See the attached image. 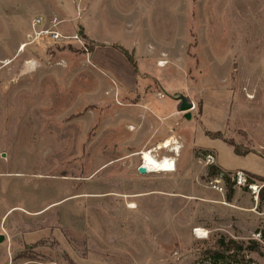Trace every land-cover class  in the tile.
<instances>
[{
    "label": "rangeland",
    "instance_id": "374dc122",
    "mask_svg": "<svg viewBox=\"0 0 264 264\" xmlns=\"http://www.w3.org/2000/svg\"><path fill=\"white\" fill-rule=\"evenodd\" d=\"M263 155L264 0H0V264H264Z\"/></svg>",
    "mask_w": 264,
    "mask_h": 264
},
{
    "label": "trees",
    "instance_id": "16d2710c",
    "mask_svg": "<svg viewBox=\"0 0 264 264\" xmlns=\"http://www.w3.org/2000/svg\"><path fill=\"white\" fill-rule=\"evenodd\" d=\"M120 50L124 54V56L126 57L127 61L134 68H136V64L132 60L130 53H128V51L126 49H123V48H120ZM212 137L221 138L218 133L213 134ZM229 144L234 147V151L237 152L238 154H245L246 153V152L245 153L240 152L238 150V148L236 147V145H234L232 142H229ZM215 173L223 176L222 172L219 171L218 167L211 165L208 168L207 175L211 176V175H214ZM248 176L251 178H254V179H258L260 181H264V177H261V176L255 175V174H252L251 176L248 175ZM224 179L229 180V178H224ZM231 193L232 192L230 191V193L227 195L228 200L231 198ZM262 194L263 193L261 192V197H263ZM257 234H259L260 241L262 243H264V228H262L261 230H258ZM260 241L251 239L247 243H245L243 240L236 241L235 239H232V238H229V239H227V241H225V239L223 237H220L217 241L218 248L214 249L212 251H209L208 256H209V258H211L213 260V262L216 263L220 260H224L226 257L230 256L231 254H240L241 253L244 255L246 253V251L247 252L248 251H257L259 249V246H260ZM240 264H253V262L250 259H246Z\"/></svg>",
    "mask_w": 264,
    "mask_h": 264
},
{
    "label": "bare ground",
    "instance_id": "6f19581e",
    "mask_svg": "<svg viewBox=\"0 0 264 264\" xmlns=\"http://www.w3.org/2000/svg\"><path fill=\"white\" fill-rule=\"evenodd\" d=\"M160 64V63H159ZM171 146V140L167 139L165 142L159 144L157 148L159 149H166ZM174 150V149H173ZM140 155L142 156L141 159L143 161V166L147 169V173H154V172H171L174 170V163L175 161L172 158L164 157L163 159L159 160L156 159L152 155V150L141 152ZM200 235H203V232L198 229L196 230Z\"/></svg>",
    "mask_w": 264,
    "mask_h": 264
},
{
    "label": "built area",
    "instance_id": "2783aa9c",
    "mask_svg": "<svg viewBox=\"0 0 264 264\" xmlns=\"http://www.w3.org/2000/svg\"><path fill=\"white\" fill-rule=\"evenodd\" d=\"M35 23H41V19L37 18L35 20ZM49 34H50L51 38L56 39V40L62 38V36L55 31H51V33H49ZM263 157H264V155H263ZM208 160H211L210 156H208ZM233 180L235 181V184L237 186H247L249 189H252V190L258 188V185L256 183H254V179H251V177H249L248 175H246L245 173L240 172V171L236 172ZM261 187H264V184ZM216 189L220 192L222 191L221 188H216ZM196 234L199 235L198 233H196Z\"/></svg>",
    "mask_w": 264,
    "mask_h": 264
},
{
    "label": "water",
    "instance_id": "95a60500",
    "mask_svg": "<svg viewBox=\"0 0 264 264\" xmlns=\"http://www.w3.org/2000/svg\"><path fill=\"white\" fill-rule=\"evenodd\" d=\"M176 99H179L180 100V103H179V111H184V117L186 119H189L190 118V111L192 108H193V104L191 102H188L186 101L185 98H182L181 96H174ZM138 172L140 174H146L147 173V169L141 165L138 167ZM3 239V236L0 235V241Z\"/></svg>",
    "mask_w": 264,
    "mask_h": 264
},
{
    "label": "crops",
    "instance_id": "0c3cea01",
    "mask_svg": "<svg viewBox=\"0 0 264 264\" xmlns=\"http://www.w3.org/2000/svg\"><path fill=\"white\" fill-rule=\"evenodd\" d=\"M155 112V111H154ZM157 113V112H156ZM215 162H216V158H215ZM216 164H218L217 162H216ZM220 166V165H219Z\"/></svg>",
    "mask_w": 264,
    "mask_h": 264
}]
</instances>
